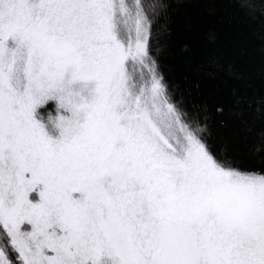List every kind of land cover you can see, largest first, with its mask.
Listing matches in <instances>:
<instances>
[{
    "label": "snow or ice",
    "instance_id": "obj_1",
    "mask_svg": "<svg viewBox=\"0 0 264 264\" xmlns=\"http://www.w3.org/2000/svg\"><path fill=\"white\" fill-rule=\"evenodd\" d=\"M170 6L0 0V264H264V89L178 95L153 47Z\"/></svg>",
    "mask_w": 264,
    "mask_h": 264
},
{
    "label": "trees",
    "instance_id": "obj_2",
    "mask_svg": "<svg viewBox=\"0 0 264 264\" xmlns=\"http://www.w3.org/2000/svg\"><path fill=\"white\" fill-rule=\"evenodd\" d=\"M154 32L160 70L192 105L227 104L233 89H264V10L251 14L232 0H171ZM220 119L213 115V141L242 151L234 118L224 117L223 125Z\"/></svg>",
    "mask_w": 264,
    "mask_h": 264
}]
</instances>
